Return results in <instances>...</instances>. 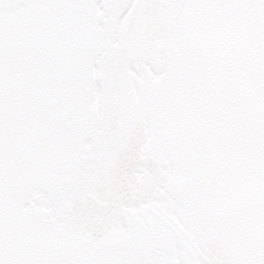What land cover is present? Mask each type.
Returning a JSON list of instances; mask_svg holds the SVG:
<instances>
[{"label":"snow or ice","instance_id":"obj_1","mask_svg":"<svg viewBox=\"0 0 264 264\" xmlns=\"http://www.w3.org/2000/svg\"><path fill=\"white\" fill-rule=\"evenodd\" d=\"M0 264H264V0H0Z\"/></svg>","mask_w":264,"mask_h":264}]
</instances>
